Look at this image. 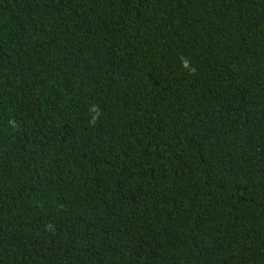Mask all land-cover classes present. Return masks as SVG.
I'll return each instance as SVG.
<instances>
[{
  "label": "trees",
  "instance_id": "trees-1",
  "mask_svg": "<svg viewBox=\"0 0 264 264\" xmlns=\"http://www.w3.org/2000/svg\"><path fill=\"white\" fill-rule=\"evenodd\" d=\"M0 264H264V0H0Z\"/></svg>",
  "mask_w": 264,
  "mask_h": 264
}]
</instances>
